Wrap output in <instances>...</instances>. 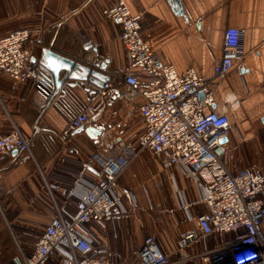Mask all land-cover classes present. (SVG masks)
<instances>
[{
  "label": "crops",
  "instance_id": "0c3cea01",
  "mask_svg": "<svg viewBox=\"0 0 264 264\" xmlns=\"http://www.w3.org/2000/svg\"><path fill=\"white\" fill-rule=\"evenodd\" d=\"M118 1L0 0V40L19 29L30 30L33 42L28 47L36 60L41 61L44 50L51 49L92 67L108 78L105 84L113 86L107 97L101 96L102 89L86 82L66 86L65 95L53 98L52 78L50 87L36 88L31 81L0 73V137L19 130L31 145L28 154L12 153L0 160V264H18L30 257L51 223L56 205L66 200V191L74 190L72 210L74 199L85 193L94 178L87 173L81 186L75 184L81 164L89 160L99 141L81 131L62 137L74 117L92 106V125L105 127L109 146L123 142L138 147L145 131L139 107L145 99L124 96V85L119 82L128 61L121 30L102 16L104 9ZM126 1L132 14L141 16L144 40L163 64L180 74L194 69L213 80L215 65L223 55L225 32H243L242 67L239 63L224 78L216 79L212 110L227 116L231 127L239 131L232 143L230 138L227 142L229 153L236 155L237 147L244 167L264 166V159L248 157L260 150L264 154V0H181L184 13L176 12L170 0ZM241 135L245 140L238 141ZM170 174L145 149L119 177L117 184L125 191L132 213L110 222L102 232L96 230L95 235L100 250L107 248L121 255L118 264H134L147 237H153L176 264L178 239L197 229L198 217L207 211L201 203L204 191L179 171ZM232 238L213 234L190 242L186 250L190 259L183 264H217L204 258ZM47 264H60V259L53 257Z\"/></svg>",
  "mask_w": 264,
  "mask_h": 264
},
{
  "label": "built area",
  "instance_id": "2783aa9c",
  "mask_svg": "<svg viewBox=\"0 0 264 264\" xmlns=\"http://www.w3.org/2000/svg\"><path fill=\"white\" fill-rule=\"evenodd\" d=\"M102 16L121 30L128 65L119 85H124L127 99H145L139 107L145 131L137 148L123 142L109 146L105 134L100 136L75 182L81 186L87 173L94 175L85 193L74 199L70 210L74 190L66 191V200L56 205L55 215L32 255L18 264H47L53 257H59L60 264H118L119 253L100 250L95 244L96 230L102 232L110 222L131 215L132 208L117 181L145 149L162 161L171 176L177 170L204 191L201 203L207 211L198 217L197 229L178 239L176 264L190 259L186 252L190 242L213 234L233 238L204 259L217 264H264V166L239 169L235 163L228 164L235 161L234 155L223 140H229L231 124L227 116L212 110L216 79L224 78L239 63L242 67L243 32H225L222 58L215 65L214 79L208 80L194 69L180 74L163 64L141 34V16L132 14L126 0L104 9ZM31 36L32 31L19 29L0 40V73L17 81H31L36 88L50 87V75L28 47L33 42ZM131 70L138 74L129 73ZM112 88L106 83L101 96L107 97ZM94 112V107H86L70 121L62 137L69 138L81 127L92 125ZM14 152H31L30 142L19 130L0 137V160ZM134 264L175 263L153 237H147Z\"/></svg>",
  "mask_w": 264,
  "mask_h": 264
},
{
  "label": "water",
  "instance_id": "95a60500",
  "mask_svg": "<svg viewBox=\"0 0 264 264\" xmlns=\"http://www.w3.org/2000/svg\"><path fill=\"white\" fill-rule=\"evenodd\" d=\"M170 4L176 12L184 13L181 0H170ZM97 52V49H94ZM34 60H36L34 58ZM41 64L48 72L54 82L53 98L60 94L65 95V87H73L77 84H84L86 82L94 84L97 88L103 89L107 77L94 70L92 67L83 66L76 61L63 57L51 49H45L41 58ZM107 62V61H106ZM104 68V65H101ZM74 81L76 84H70ZM105 127L97 123L89 127H81L77 132H85L92 140L99 141L103 134ZM228 139H224L223 143H227ZM14 154H18L14 152Z\"/></svg>",
  "mask_w": 264,
  "mask_h": 264
},
{
  "label": "rangeland",
  "instance_id": "374dc122",
  "mask_svg": "<svg viewBox=\"0 0 264 264\" xmlns=\"http://www.w3.org/2000/svg\"><path fill=\"white\" fill-rule=\"evenodd\" d=\"M239 131H237V129H236V126H234L233 128L231 127V132H230V135H229V138H230V143H232L233 142V136L236 134V133H238ZM238 138H237V140L238 141H243V140H245L244 138H243V136L241 135V137H239V136H237ZM260 140H262L261 138H260ZM229 144V143H228ZM261 149V148H260ZM235 153H236V155L235 154H233L234 155V160H235V163H236V166H238V168H246V167H244L243 166V164H244V159H243V157H239V155H238V150H235L234 151ZM248 157L250 158V159H254L255 157L256 158H258V159H260V160H262V159H264V154L262 153V151L260 150L259 152H257V154H254V153H251L250 155L248 154ZM225 264H229V263H225Z\"/></svg>",
  "mask_w": 264,
  "mask_h": 264
}]
</instances>
